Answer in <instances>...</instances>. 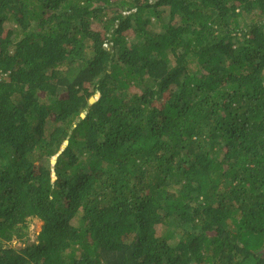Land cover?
Returning <instances> with one entry per match:
<instances>
[{"label": "trees", "instance_id": "trees-1", "mask_svg": "<svg viewBox=\"0 0 264 264\" xmlns=\"http://www.w3.org/2000/svg\"><path fill=\"white\" fill-rule=\"evenodd\" d=\"M0 264H264V0H0Z\"/></svg>", "mask_w": 264, "mask_h": 264}, {"label": "rangeland", "instance_id": "rangeland-1", "mask_svg": "<svg viewBox=\"0 0 264 264\" xmlns=\"http://www.w3.org/2000/svg\"><path fill=\"white\" fill-rule=\"evenodd\" d=\"M41 227H42V223L39 220L37 219L31 220L28 225V234L25 244H21L20 242L14 241L11 246L16 249H20L25 245H31L35 243L39 238Z\"/></svg>", "mask_w": 264, "mask_h": 264}, {"label": "water", "instance_id": "water-1", "mask_svg": "<svg viewBox=\"0 0 264 264\" xmlns=\"http://www.w3.org/2000/svg\"><path fill=\"white\" fill-rule=\"evenodd\" d=\"M93 102H94V100H93V99H90V100H89V103H90V104H92ZM81 117H83V115H82ZM54 163H55V161H54V160H52V164H54Z\"/></svg>", "mask_w": 264, "mask_h": 264}, {"label": "clouds", "instance_id": "clouds-1", "mask_svg": "<svg viewBox=\"0 0 264 264\" xmlns=\"http://www.w3.org/2000/svg\"><path fill=\"white\" fill-rule=\"evenodd\" d=\"M9 74V73H8ZM3 81H6V78L5 77H3V79H2Z\"/></svg>", "mask_w": 264, "mask_h": 264}]
</instances>
